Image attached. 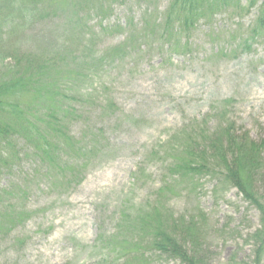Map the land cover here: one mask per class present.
Segmentation results:
<instances>
[{
	"label": "rangeland",
	"instance_id": "obj_1",
	"mask_svg": "<svg viewBox=\"0 0 264 264\" xmlns=\"http://www.w3.org/2000/svg\"><path fill=\"white\" fill-rule=\"evenodd\" d=\"M171 1L115 0L107 16H91L78 28L69 0H59L51 17L30 21L14 36L12 53L60 52L70 61L85 45L96 58L126 41L129 55L86 79L79 72L69 85L75 98L69 135L99 141L70 184L63 173L49 176L30 153L0 173L3 208L31 212L0 237V264H122L129 261L116 252L124 232L156 199L176 219L198 223L205 264L253 262L248 237L260 228V211L212 177L173 182L170 168L179 138L213 133L227 119L252 140L264 139V36L253 40L249 29L263 0L255 7L240 0L242 9L229 7L185 31L163 25ZM260 179L264 197V173ZM148 264L181 263L152 255Z\"/></svg>",
	"mask_w": 264,
	"mask_h": 264
},
{
	"label": "trees",
	"instance_id": "obj_2",
	"mask_svg": "<svg viewBox=\"0 0 264 264\" xmlns=\"http://www.w3.org/2000/svg\"><path fill=\"white\" fill-rule=\"evenodd\" d=\"M113 1L69 0L78 28L89 26L91 16H107L105 13L112 10ZM255 2L257 0H252L250 6L255 7ZM58 4L59 0H2L0 3V68L5 69L0 73V173L10 168L11 159H20L22 152L30 153L38 158L49 176L55 171L56 175L63 173V181L70 184L76 172L98 152L99 141L95 139L97 137L85 141L69 135L75 117L70 105L75 98L70 94L69 85L80 75L79 72L86 79L98 67L112 64L129 54L126 41L102 55L97 54L96 58L88 53L89 46L85 45L84 52L74 53L70 61L61 58L60 52L53 56L12 53L9 46L14 36L28 30L30 21L51 17L54 12L51 8ZM235 6L242 9L240 0H172L166 9L163 25L168 31L175 28L190 30L201 19L209 22L222 10ZM249 29L253 40L256 36H264V0ZM240 46L242 44L237 49ZM231 102L228 100V105ZM225 121L213 133L201 129L178 140L174 137L173 141L177 140L181 145L173 149L171 175L173 182L178 180L180 183H194L203 176L212 177L218 184L237 189L246 202L255 206L261 214L260 228L248 238L254 252L251 264H261L264 257V197L257 185L264 173V139L256 142L247 132H238L234 122ZM167 187H163L161 193ZM159 203L157 206L156 199V206L140 211L131 220V230L124 232L125 238L116 251L125 253L129 259L122 264L142 261L148 264L152 255L181 264H205L196 246L200 239L196 236L201 230L198 223L193 218L188 221L176 219L164 210L161 201ZM30 216L31 212H22L16 207L5 209L0 202V237L16 229ZM190 244L192 248H188Z\"/></svg>",
	"mask_w": 264,
	"mask_h": 264
}]
</instances>
